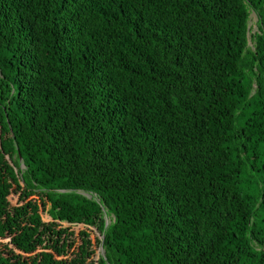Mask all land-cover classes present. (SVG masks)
<instances>
[{
	"label": "trees",
	"instance_id": "16d2710c",
	"mask_svg": "<svg viewBox=\"0 0 264 264\" xmlns=\"http://www.w3.org/2000/svg\"><path fill=\"white\" fill-rule=\"evenodd\" d=\"M0 264H264V0H0Z\"/></svg>",
	"mask_w": 264,
	"mask_h": 264
},
{
	"label": "rangeland",
	"instance_id": "374dc122",
	"mask_svg": "<svg viewBox=\"0 0 264 264\" xmlns=\"http://www.w3.org/2000/svg\"><path fill=\"white\" fill-rule=\"evenodd\" d=\"M249 29H250V32H249V47L254 49L255 43L252 40V36L255 35L258 32V18H257V15L254 12H252L251 16H250ZM22 168H24V167L22 166ZM108 222L110 223V219H108ZM92 239L93 240L95 239L94 235H92Z\"/></svg>",
	"mask_w": 264,
	"mask_h": 264
}]
</instances>
